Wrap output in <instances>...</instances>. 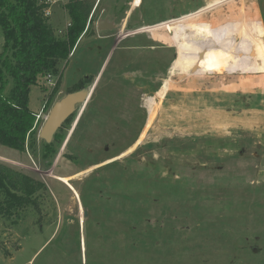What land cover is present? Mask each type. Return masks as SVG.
Here are the masks:
<instances>
[{
	"label": "rangeland",
	"instance_id": "374dc122",
	"mask_svg": "<svg viewBox=\"0 0 264 264\" xmlns=\"http://www.w3.org/2000/svg\"><path fill=\"white\" fill-rule=\"evenodd\" d=\"M134 1L95 0L68 61L30 88L34 146H0V161L46 187L39 210L0 217V264H264V70L210 64L237 70L235 49L264 38V0ZM67 2L48 17L61 38ZM104 19L115 27L99 31ZM181 19L193 26L177 45L168 26ZM218 42L227 55L207 53ZM76 84L91 94L47 166L39 132Z\"/></svg>",
	"mask_w": 264,
	"mask_h": 264
},
{
	"label": "trees",
	"instance_id": "16d2710c",
	"mask_svg": "<svg viewBox=\"0 0 264 264\" xmlns=\"http://www.w3.org/2000/svg\"><path fill=\"white\" fill-rule=\"evenodd\" d=\"M94 4L95 0H68L63 9L69 23L61 38L44 15L49 7L44 0H0V30L4 38L0 54V146L19 153L25 151L26 144L34 146L37 114L28 106L30 88L40 85L42 78L55 74L59 65L68 61L80 38L88 32ZM262 39L241 43L248 47L238 50L250 52L263 45ZM80 90L76 84L67 94ZM62 139L59 130L51 143L42 145L45 161L56 154L54 144ZM45 188L30 173L0 161V217L19 218L28 207L39 210L37 195Z\"/></svg>",
	"mask_w": 264,
	"mask_h": 264
},
{
	"label": "bare ground",
	"instance_id": "6f19581e",
	"mask_svg": "<svg viewBox=\"0 0 264 264\" xmlns=\"http://www.w3.org/2000/svg\"><path fill=\"white\" fill-rule=\"evenodd\" d=\"M140 4H141V0H135L134 1V7L136 8V7H139L140 6ZM204 9V8H203ZM206 12V11H205ZM202 13H204V10H203V12ZM201 13V14H202ZM196 15H197V13H196ZM194 17H195V15H194ZM189 19H192L191 18V16L190 17H188V19H186V20H189ZM183 21H185V19H181V21H179V22H175L174 23V25H171L170 27L168 26V29H169V31H173V33H172V35H173V40L172 41H174L175 42V44L177 43V45H178V38H179V36L181 35V34H179L181 31H184L186 28V31L188 30V29H190L191 28V26H193V25H190V26H188V27H178V26H176L175 27V25L177 24V23H180L181 24V22H183ZM171 22H173V21H171ZM169 23H170V21H169ZM205 26H206V30H207V33H210L209 35H211V33H216V32H219V33H222L223 32V34L225 35H231V33H239V32H241V27L240 26H238L237 28H235V29H227V27H223L222 29H220L219 28V30H216V31H212L211 29H210V26L209 25H206V24H204ZM195 26V25H194ZM158 27V26H157ZM200 27H201V25H200ZM183 28V29H182ZM150 29V28H149ZM192 29V28H191ZM243 29H245L244 31H249L247 28H243ZM193 30H194V28H193ZM225 31V32H224ZM197 32V31H196ZM201 32V31H200ZM205 33V32H204ZM192 35V34H191ZM215 35V34H214ZM180 37H182V36H180ZM188 38L186 39V41H187V43H192L193 42V40H194V38L193 39H191L192 37H190V36H187ZM172 39V38H171ZM185 39V38H184ZM182 40V39H181ZM173 42V43H174ZM186 44V43H185ZM181 45V44H180ZM189 45V44H188ZM179 49V59L177 58V63H176V65H175V67H174V73L176 72V73H184V69H183V66H182V64H183V62L181 63L179 60H180V54L182 53H180V48H178ZM178 51V50H177ZM235 51H240V50H235ZM241 52V51H240ZM263 52V53H262ZM177 53V54H178ZM207 53L208 54H211V52H210V50H207ZM207 53H202L201 54V58H202V60H204V58H205V56H207ZM243 53V52H242ZM261 53H262V56H261ZM217 57H219V55H217ZM239 58H241V59H239V66H240V68H239V66H237L236 67V69L237 70H231L230 68L231 67H228L227 66V64H226V62H225V60L223 59V60H220V61H216V62H211L210 64H212V66L214 65V66H216V65H218V69H219V71H222V72H235V71H242V72H254V73H262L263 71L262 70H264V46L262 45V46H259V47H256L255 49H253L252 51H250V52H247V53H243L242 55H240L239 56ZM220 62V63H219ZM211 66V67H212ZM201 70H197V71H193L194 72V74L196 73H201L200 72ZM216 71H217V69H216ZM219 71H218V73H219ZM192 72V71H191ZM207 72V71H206ZM190 74V73H189ZM192 74V73H191ZM166 85L167 84H164V88L163 89H161L160 90V92L157 94L158 96H162L163 97V95H164V93H165V91H166ZM151 98V97H150ZM64 181V183H66V182H68L69 181V179H65V180H63Z\"/></svg>",
	"mask_w": 264,
	"mask_h": 264
},
{
	"label": "water",
	"instance_id": "95a60500",
	"mask_svg": "<svg viewBox=\"0 0 264 264\" xmlns=\"http://www.w3.org/2000/svg\"><path fill=\"white\" fill-rule=\"evenodd\" d=\"M115 27L113 22L106 19L97 23L99 31H108ZM264 45V38L262 39ZM91 94V87L75 93L67 94L66 97L56 102L49 114L46 116L44 124L39 132V138L46 144L53 141L55 134L64 122L75 112L77 106H83Z\"/></svg>",
	"mask_w": 264,
	"mask_h": 264
},
{
	"label": "flooded vegetation",
	"instance_id": "af4514ba",
	"mask_svg": "<svg viewBox=\"0 0 264 264\" xmlns=\"http://www.w3.org/2000/svg\"><path fill=\"white\" fill-rule=\"evenodd\" d=\"M208 48H209V50L210 51H214V52H217L218 54H220L221 56L222 55H227L228 54V50L227 49H225L224 47H223V45L220 43V42H218V43H212L211 45H208ZM219 55V57H217V55H216V57H217V59L219 60V59H221V56ZM234 55H235V57L236 58H238V59H241V58H239V56L240 55H242V53H240V52H238V53H234ZM220 63V62H219ZM219 68V67H218ZM88 78H86V79H84V81L85 80H87ZM90 81L91 80H87V82L85 81V83H84V85H88L89 83H90ZM87 87H81V90H83V89H86ZM84 105H86V104H84ZM78 107V106H77ZM76 111V110H75ZM74 115H75V112L64 122V124L61 126V128L59 129L60 131H61V135H63V131H64V129H65V126L66 125H68L69 123H71L72 122V120H73V118H74ZM78 122L79 121H77L76 122V125L78 124ZM58 130V131H59Z\"/></svg>",
	"mask_w": 264,
	"mask_h": 264
},
{
	"label": "built area",
	"instance_id": "2783aa9c",
	"mask_svg": "<svg viewBox=\"0 0 264 264\" xmlns=\"http://www.w3.org/2000/svg\"><path fill=\"white\" fill-rule=\"evenodd\" d=\"M44 1H45V3L48 4V6H49V7L45 10V12H44V15H45L46 17H49V14H50V7H51L52 5H56V4H59V3L63 2V0H44ZM40 114H41V112L38 113L37 115H35V126H36V124H37V122H38V120H39V118H40Z\"/></svg>",
	"mask_w": 264,
	"mask_h": 264
},
{
	"label": "crops",
	"instance_id": "0c3cea01",
	"mask_svg": "<svg viewBox=\"0 0 264 264\" xmlns=\"http://www.w3.org/2000/svg\"><path fill=\"white\" fill-rule=\"evenodd\" d=\"M135 8V7H134ZM68 23H69V21H68ZM81 39V38H80Z\"/></svg>",
	"mask_w": 264,
	"mask_h": 264
}]
</instances>
